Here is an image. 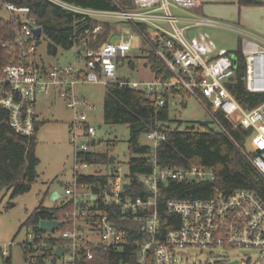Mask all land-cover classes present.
Wrapping results in <instances>:
<instances>
[{
    "label": "built area",
    "instance_id": "built-area-1",
    "mask_svg": "<svg viewBox=\"0 0 264 264\" xmlns=\"http://www.w3.org/2000/svg\"><path fill=\"white\" fill-rule=\"evenodd\" d=\"M51 1L79 15L78 21L91 18L97 24L80 33V42L75 46L78 50L85 46L78 55L84 59V66L48 67L36 60L39 43L34 29L42 26L31 15V9L13 3L4 5L18 22L15 42L5 43L14 58L0 74V106L9 111L11 126L22 135H33L38 98L53 90L73 110L69 137L75 150L74 175L63 182L66 198L59 207L64 217L57 218L52 212L43 218L62 224L52 231L40 228L42 219L38 223L40 231L31 225L33 229L23 243L27 263H40L42 255L51 264H57V258H62V264H83L99 261L98 253L123 252L129 259L120 258L115 264H176L189 249H198L202 254L210 252L205 259L187 264H230L235 260L244 264L239 256L216 254L213 250L255 248L264 254V200L257 191L228 192L217 187L207 197L170 198L163 203L161 193L169 180L212 182L217 177L215 169L195 164L162 165L157 149L167 133L158 127L144 133L146 142L140 141L149 151L134 152L124 165L117 158L113 162L89 160L100 153V141L97 128L79 110L87 105L86 98L74 92L77 83H116L143 92L158 107L166 105V93L171 97L194 96L229 135L217 117L219 111L233 127L251 130L247 136L251 147L245 154L264 176V102L246 109L231 92L227 82L235 73L236 57L218 47L210 28H229L242 35L246 72L241 80L251 92H264V37L203 14L199 0H132L129 6L117 2L113 9ZM109 21L117 23L116 33L97 49L89 47L90 35L96 38ZM127 27L142 39L137 48L146 60L148 52L153 51L170 74H154L143 81L120 77L121 62L131 57L134 47L135 33L129 40L123 38ZM89 108L97 109L91 105ZM133 158L145 159L152 165L151 171H133ZM85 177L99 180L82 179ZM15 245L14 241L0 242L2 264L12 258L11 248ZM59 247L64 249L61 256L56 255Z\"/></svg>",
    "mask_w": 264,
    "mask_h": 264
},
{
    "label": "trees",
    "instance_id": "trees-1",
    "mask_svg": "<svg viewBox=\"0 0 264 264\" xmlns=\"http://www.w3.org/2000/svg\"><path fill=\"white\" fill-rule=\"evenodd\" d=\"M79 6L96 9H113L117 7L116 0H63ZM131 0H125L122 6H129ZM251 3L253 0H242ZM6 3L17 6H27L31 9L38 24L42 26L43 33L50 39L49 52L56 54L59 47L64 49L75 48L80 42L79 35L85 29H93L97 20H79V15L67 11L51 0H0V74L2 69L9 64L14 56L9 53V46L16 38L17 18H5L1 10ZM131 5V4H130ZM117 23L109 21L104 23L101 33L96 38L91 34L88 46L97 49L105 43L112 33H116ZM40 35L36 40L39 43ZM78 51V55H79ZM145 66L149 67L156 76L168 75L164 63L153 51L148 52ZM237 59L235 73L227 85L234 96L246 109H252L264 102V92L249 91L241 80L246 72L245 57L241 48V40L238 48L234 51ZM166 105L156 106L153 101L143 92L129 87H120L119 84L106 85L104 98V117L108 122L127 124L130 127L131 137L129 148L134 152H147L148 146L140 143L142 134L153 128L165 130L167 138L163 140L157 149V159L164 166L190 167L191 165H202L213 167L217 177L215 181H177L169 180L161 193V201L164 203L170 198H196L210 196L219 187L228 192L238 189H252L264 200V176L254 166L245 152L250 151L247 136L251 130L241 127H233L232 123L219 111L217 117L226 131L215 129L208 124L200 127L181 125L171 127L167 125L171 111V96L165 94ZM42 122H37L36 131L31 136L16 132L10 124V113L0 106V193L3 190H12V197L27 193L38 177L37 156L38 131ZM108 162L109 157L104 154H94L89 160ZM133 171L150 172L152 165L145 159L133 158L131 160ZM88 181H97L99 178L85 177ZM54 212L57 218L64 217V211L55 205L51 208L38 206L28 216L23 225H32L40 231L38 223L43 218H48ZM24 247V255L26 256ZM98 260L84 261L83 264H115L120 258H129L123 252H112L103 255L98 253ZM45 256H39V261L45 264ZM4 264H13L12 258H7ZM54 264V263H53Z\"/></svg>",
    "mask_w": 264,
    "mask_h": 264
},
{
    "label": "rangeland",
    "instance_id": "rangeland-1",
    "mask_svg": "<svg viewBox=\"0 0 264 264\" xmlns=\"http://www.w3.org/2000/svg\"><path fill=\"white\" fill-rule=\"evenodd\" d=\"M124 1L119 0V3L124 4ZM130 4H132V0L128 5ZM10 13L5 7L1 10V15L4 17H9ZM132 33H135V39L131 57L122 60L119 75L121 78L129 80L152 79L154 73L149 67L145 66L146 58L137 48L142 39L130 27L125 29L123 38L129 40ZM210 33L219 48H226L235 56L234 51L238 48L242 37L240 33L229 28H210ZM40 36L36 55V60L40 64L48 67L59 64L85 65L84 59L78 56L76 48L64 49L59 47L56 54L50 53L48 48L52 42L51 39L44 33ZM74 92L87 100V105H81L79 110L86 113L90 122L97 128L100 154L108 157L114 155L123 165L126 164L133 155L129 148L130 127L127 124L111 123L105 119L104 98L106 85L77 83L74 85ZM171 104V119L167 122V125L176 127L180 124L182 128H185L187 126L200 127L201 124L205 123L212 128L221 129V126L213 119L204 105L194 96L189 95L186 98L183 96L171 97ZM89 105L96 106L97 109H90ZM37 108L42 114L43 121L38 132L36 149L39 158L37 180L29 192L19 194L16 197H12V190H3L0 193V242L14 241L16 243L11 248L13 264H28L25 260L23 243L29 238V232L32 231L33 227L23 225L24 222L38 206L51 208L65 200L63 182L72 176L74 170L75 150L69 137V122L72 121L73 110L68 108L67 101L59 96L57 90L41 95L38 98ZM140 141L146 142L147 136L142 134ZM249 147L251 146L249 145ZM91 170H94V168ZM55 191L61 195L56 200L51 198ZM209 252L210 250H206L202 254L198 249H189L187 256L176 264H187L188 262L203 260ZM213 252L216 254L228 253L230 257L239 256L244 264H264V254H261L255 248L233 250L217 248ZM0 264H2L1 259ZM45 264H51L50 259L46 260ZM57 264H62V258H57Z\"/></svg>",
    "mask_w": 264,
    "mask_h": 264
},
{
    "label": "crops",
    "instance_id": "crops-1",
    "mask_svg": "<svg viewBox=\"0 0 264 264\" xmlns=\"http://www.w3.org/2000/svg\"><path fill=\"white\" fill-rule=\"evenodd\" d=\"M116 1L119 2V0ZM199 1L201 4L199 10L203 14L210 16L212 18L222 20L229 24H235L237 26L253 31L257 34H260L261 36L264 37V0H253L254 2L251 3L243 2L242 0H199ZM20 15L22 17L23 14ZM10 16L11 13L9 17ZM9 17H5V18H9ZM78 51L79 50L77 49V52ZM37 112H38V122L43 123L42 114L38 111V108H37ZM73 175H74V170L72 176L69 179H71Z\"/></svg>",
    "mask_w": 264,
    "mask_h": 264
},
{
    "label": "water",
    "instance_id": "water-1",
    "mask_svg": "<svg viewBox=\"0 0 264 264\" xmlns=\"http://www.w3.org/2000/svg\"><path fill=\"white\" fill-rule=\"evenodd\" d=\"M43 32L42 27H37L34 29V35H41ZM83 51L85 50V46H83L82 48L79 49V51ZM237 62V59H235V64ZM116 159V156L112 155L109 157V162H113ZM61 195L55 191L53 192L51 198L56 200L60 197ZM62 224V221L59 220H48V219H42L40 221V228L43 230H47V231H52L54 229L55 226ZM64 251V249L62 247H59L56 250V255L61 256L62 252ZM230 264H239V262L237 260L231 262Z\"/></svg>",
    "mask_w": 264,
    "mask_h": 264
}]
</instances>
